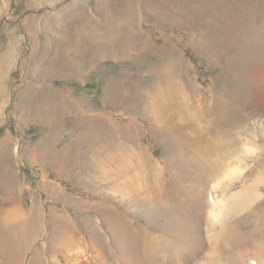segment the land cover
Returning <instances> with one entry per match:
<instances>
[{"label": "rangeland", "instance_id": "rangeland-1", "mask_svg": "<svg viewBox=\"0 0 264 264\" xmlns=\"http://www.w3.org/2000/svg\"><path fill=\"white\" fill-rule=\"evenodd\" d=\"M8 44L17 56L0 97V207L38 201L45 227L83 211L95 220L91 206L134 219L149 188L181 186L167 130L187 127L219 145L207 186L218 200L244 190L239 217L264 214V0H0V55ZM242 75L248 85L235 83ZM50 240L46 229L26 264L42 250L43 264L87 257L76 244L52 260Z\"/></svg>", "mask_w": 264, "mask_h": 264}, {"label": "bare ground", "instance_id": "bare-ground-1", "mask_svg": "<svg viewBox=\"0 0 264 264\" xmlns=\"http://www.w3.org/2000/svg\"><path fill=\"white\" fill-rule=\"evenodd\" d=\"M16 56L17 48L11 44L0 55V97L7 92V80L3 77L10 72L8 61ZM250 82L247 75L235 81L244 85ZM163 90L156 93L157 101L166 97L164 93L167 91L163 93ZM171 91L167 94L172 97L174 92ZM164 105V102L160 103L157 108ZM224 109L227 112L229 106ZM167 136L174 154L184 161L177 172L178 176L175 175L181 180V186L174 193L167 195L149 188L138 199L141 203L133 206L134 219L126 217L121 207L89 208L88 204L87 208L90 212L96 211L98 218L93 220L92 215L84 216L86 211L82 212L83 217L79 213L83 228H80L78 217L75 218L76 222L64 215L57 216L45 227V213L38 201L29 211L17 206H2L0 264H26L28 251L46 229L51 238L46 251L52 260L69 248H77L76 244L88 245L87 257L77 255L72 264H259L257 256L260 250L264 251V214L256 215V220H252L251 214L240 218L239 213L249 204L246 191L231 195L224 203L218 200L216 186L207 187L221 166L220 159L217 158L218 161L213 156L219 145L209 137L192 136L187 127L167 130ZM79 204L80 207L85 206L82 202ZM138 213L144 216L142 222ZM159 221L163 224L156 229L158 234L151 235V225ZM101 225L105 227L102 229ZM42 252H36L27 264H43ZM261 261L264 264V255Z\"/></svg>", "mask_w": 264, "mask_h": 264}, {"label": "snow or ice", "instance_id": "snow-or-ice-1", "mask_svg": "<svg viewBox=\"0 0 264 264\" xmlns=\"http://www.w3.org/2000/svg\"><path fill=\"white\" fill-rule=\"evenodd\" d=\"M214 202V201H213Z\"/></svg>", "mask_w": 264, "mask_h": 264}]
</instances>
